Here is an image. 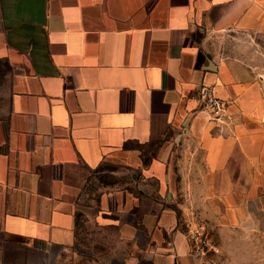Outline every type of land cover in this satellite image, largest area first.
<instances>
[{
  "label": "crops",
  "instance_id": "crops-1",
  "mask_svg": "<svg viewBox=\"0 0 264 264\" xmlns=\"http://www.w3.org/2000/svg\"><path fill=\"white\" fill-rule=\"evenodd\" d=\"M0 64V264H208L189 226L223 260L264 237V0H0Z\"/></svg>",
  "mask_w": 264,
  "mask_h": 264
},
{
  "label": "built area",
  "instance_id": "built-area-1",
  "mask_svg": "<svg viewBox=\"0 0 264 264\" xmlns=\"http://www.w3.org/2000/svg\"><path fill=\"white\" fill-rule=\"evenodd\" d=\"M195 97L199 107L207 112L212 121L220 122L224 118L227 105L224 101L215 97L210 88L200 87ZM187 239L191 254L195 258H202L211 252H217L212 239L199 225L188 227Z\"/></svg>",
  "mask_w": 264,
  "mask_h": 264
},
{
  "label": "rangeland",
  "instance_id": "rangeland-1",
  "mask_svg": "<svg viewBox=\"0 0 264 264\" xmlns=\"http://www.w3.org/2000/svg\"><path fill=\"white\" fill-rule=\"evenodd\" d=\"M10 69H8L3 64H0V108L2 107V101L6 94L7 89V75L9 74ZM264 233V229L259 231H254L260 235ZM212 243L214 245L213 236L210 234ZM215 247V246H214ZM236 256L239 259L235 260H223L221 259L220 252H211L208 254L209 261L208 264H264V237L257 236L253 243L246 245H237L236 250L234 251ZM229 262V263H228Z\"/></svg>",
  "mask_w": 264,
  "mask_h": 264
}]
</instances>
